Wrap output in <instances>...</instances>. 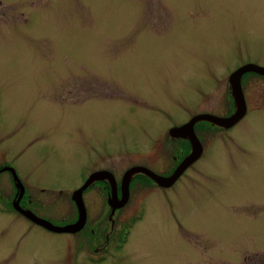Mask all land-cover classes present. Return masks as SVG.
Returning a JSON list of instances; mask_svg holds the SVG:
<instances>
[{
  "label": "rangeland",
  "instance_id": "rangeland-1",
  "mask_svg": "<svg viewBox=\"0 0 264 264\" xmlns=\"http://www.w3.org/2000/svg\"><path fill=\"white\" fill-rule=\"evenodd\" d=\"M246 61L264 68V0H0V163L31 186L38 217L69 225L71 184L95 164L176 167L167 129L226 115V75ZM247 119L225 142L203 127L204 159L171 189L142 180L114 259L0 207V264H264V114Z\"/></svg>",
  "mask_w": 264,
  "mask_h": 264
},
{
  "label": "flooded vegetation",
  "instance_id": "flooded-vegetation-1",
  "mask_svg": "<svg viewBox=\"0 0 264 264\" xmlns=\"http://www.w3.org/2000/svg\"><path fill=\"white\" fill-rule=\"evenodd\" d=\"M248 64H252V63L249 61L238 63L226 75V79L228 80L227 81L228 82L227 91H228V96H229L228 112L226 113V115L222 117V116H217V115L210 114V113L197 114L195 116H192L190 119L183 121L180 125H176L174 127L167 129L166 132L169 136V138L167 136V138L170 140L169 143L175 144L179 152L178 155H180V156L178 155L173 156L175 161L178 163L176 167H174L172 163V159L170 160L168 158H165L164 161L162 159L156 160L154 161V163L136 162L134 164H123L121 161L113 162L115 166H121V169H123V174L120 175L119 170L116 169L114 165H113L114 168H111V167L110 168L108 167L98 168V166H101L102 164V163H99V164H95L92 170L89 171L87 174L81 175L79 179L80 181L79 184L77 182L74 184H71L73 185L72 187L76 186V187H79L80 189L84 187V185L88 183V181L90 182L92 177H94L91 184L82 194L83 201H84L86 211H87L86 224L80 232L74 234V235L80 236L79 239L82 240L81 247L82 248L87 247V249L90 251L91 254H89L88 257L92 262L103 261L106 259L105 256H108V257L110 256L112 259H114V256L116 255L113 254L112 251H120L124 248V243H126L128 236L130 235V232L127 227V223L130 220L135 219V215L133 217L129 216L130 219L127 223H125L126 221H123L122 217L124 216V213L126 212L127 208L132 207L134 205L135 207V208L133 207L134 210L138 212L140 205L143 203V199L145 197L144 195L141 194L143 189L139 190L138 188L148 187L149 185L143 184L142 180L146 179L147 181H149L150 185H153L154 187H156V189L159 188L162 191H166L167 189L160 188L162 186L158 184L151 176H149V173H153L162 178H169L174 174V172L180 166V164L189 155L192 154L194 144H193V141L188 136L190 132L192 134V131H190V129L188 128L189 132H186L188 135L186 137H183V136L172 135L171 132L173 131V129L181 128L189 124L195 117L200 116V115H210V116H214L217 118L228 119L236 113L237 104H236V100L233 94V89H232L230 78L232 74H234L237 70H239L240 68ZM253 79H256V80L258 79V82L262 83L261 85L264 86V76L263 75H260L255 72H246L242 75L240 85L242 87V91H243L244 98L246 101V114L240 121H238L236 124H234L231 127L219 126L207 120H200L194 124L193 126L194 134L196 138L198 139V141L201 143L202 150H203L202 155L197 162L203 160L205 157V153H206V146L202 138L203 134H201L200 132L201 129H203V127H211L213 130H216L217 136L214 137L215 140L213 143H215L216 141L225 142V139L230 138L229 135H232V133L235 131L237 133L239 130H241V127H242L241 125H243V123H245V121L248 120L247 118H249L252 115L253 116L259 115V113L264 114V102L257 103V104L251 103V101L255 100L256 93H257L255 92V90L257 91L258 89L256 87L258 84L254 86V83H252ZM262 100L264 101V97ZM218 133H220L222 136L218 135ZM231 140H234V138H232ZM168 147H173V146H169V145L165 146L164 152L163 151L157 152L159 156L171 157L168 151ZM136 156H137L136 154H132L127 157L120 158L119 160L123 159L125 163V161L128 158L136 157ZM4 157L6 158L5 154H4ZM1 159H2V156H1ZM11 167L12 166L8 162L0 163V172L2 171V173L3 172L9 173L11 176L13 174L11 171V169L13 168ZM13 170L15 171V169ZM183 176H181V178ZM176 183L174 185H176ZM174 185L168 189H171L172 187H174ZM12 187H14L15 190H14L12 198L9 201H5L3 199L2 194H0V207L2 209L5 208L6 210L15 212L21 216L23 215L20 214L15 209L16 205H19L20 208L24 210H29L33 212V209L35 208L36 204L33 199V196L28 192V188H27L31 186L30 185L26 186L24 183H22V186H18L17 183L13 181ZM18 187H24V194L22 195L21 198H20V190L18 189ZM126 187H128L127 203L124 206L114 210V205L118 206L126 199L127 192L124 189ZM134 201L136 202L134 203ZM71 203L73 207L72 208L73 217H72L71 224H74L79 219V211L76 206V203L73 201V196H71ZM234 209L236 208H233L232 210ZM105 221H107L106 227L102 228V224ZM116 223H119V224L115 226ZM110 224L112 226L108 228ZM96 256H101V257L99 259H94V257Z\"/></svg>",
  "mask_w": 264,
  "mask_h": 264
},
{
  "label": "water",
  "instance_id": "water-1",
  "mask_svg": "<svg viewBox=\"0 0 264 264\" xmlns=\"http://www.w3.org/2000/svg\"><path fill=\"white\" fill-rule=\"evenodd\" d=\"M246 72H255V73H258V74L264 76V68L259 67L257 65H253V64H248V65L240 68L239 70H237L234 74H232L230 80H231V84H232L233 94H234L236 104H237V111L232 117H230L228 119H222V118H217V117L210 116V115H200V116L195 117L189 124H187L181 128L173 129V131L171 132L172 135L183 136V137H186L188 135L186 133V132H189L188 128L190 129V131H192V134L190 132V134L188 136L193 141V144H194L193 152L191 155H189L180 164V166L176 169L174 174L169 178H162V177H159L153 173H149V176H151L158 184H160L164 188H170L171 186H173L178 181V179L184 174V172L193 163H195L197 160H199V158L201 157L202 151H203L202 145L198 141V139L196 138L194 131H193V126L196 122H198L200 120H207V121H210V122L217 124L219 126L231 127L244 117V115L246 114V101L244 98V94H243L240 82H241L242 75ZM11 171L14 175V179H15V182L17 183V185L22 186V182L18 178L16 172L13 169H11ZM93 178L94 177H92L91 181L90 182L88 181V183H86L84 185V187L80 188L79 190H77L73 194V201L76 203V206H77L78 211H79V219L74 224L59 227V226H56L55 224H53L51 221H48L46 219L38 217L32 211L24 210V209L20 208L19 205H16L15 209L20 214H22L24 217H26L29 221L34 223L35 225L40 226V227H42V228H44V229H46L52 233L76 234V233L80 232L86 224L87 211H86V207H85V204L83 201L82 194L88 188V186L91 184ZM18 189L20 190V198H21L22 195L24 194V187H18ZM124 189L127 192L126 193V199L120 205H118V206L114 205V210L124 206L128 201V187H126Z\"/></svg>",
  "mask_w": 264,
  "mask_h": 264
}]
</instances>
